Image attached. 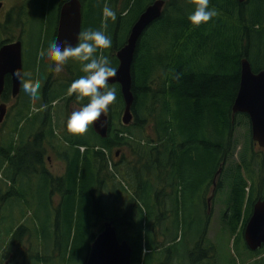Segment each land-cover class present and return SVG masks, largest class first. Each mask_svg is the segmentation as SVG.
<instances>
[{"label": "trees", "instance_id": "obj_1", "mask_svg": "<svg viewBox=\"0 0 264 264\" xmlns=\"http://www.w3.org/2000/svg\"><path fill=\"white\" fill-rule=\"evenodd\" d=\"M80 1L83 19L87 21V28L82 26V30L93 28L105 31L111 38L112 45L108 49L98 50L96 55L103 53L117 69V52L126 45L131 28L139 16L156 0ZM165 1L161 19L146 30L138 45L133 68L137 88H134L137 96L136 105L133 107L134 121L129 126L122 123L125 103L121 89L117 84L111 85L116 89V100L108 108L111 125L106 138H101L94 131L93 124L89 129L96 139L90 142L84 140L82 135H73L68 131L60 137L54 134L57 125L55 116L51 113L53 105L56 101L70 102L77 99L76 94L75 98H66L67 89L74 80L85 75L81 70L83 65L80 61L73 67L66 65L65 68L72 77L69 80L66 77L60 83V79L52 80L54 62L43 59L39 66L38 60L35 62L32 79L41 82L38 98L47 109L42 113H33V100L30 98L25 102L22 99L23 91L20 93L18 108L22 109L14 120L15 130L5 138L3 148L0 149V152L7 154L0 161V175L11 184L9 187L12 190L6 192L8 195L4 198L20 195V185V189L26 192L22 183L26 184L38 177L49 195L47 202L51 203L59 188L56 187L57 183L66 182L68 188L64 191V197L69 201L66 222L71 223L74 219L77 194L80 191L85 209L89 202L92 203L95 194L99 196L95 198L99 222L112 221L117 227V218H106L100 204L105 203L103 197L109 191L106 183L110 179L115 182L117 170L124 169V179L136 183L133 193L135 199L124 198L126 195L122 193L120 198L116 196L113 203L124 202L130 208V204L140 205L139 202H142L146 211L140 207L141 213L135 216L137 218L133 212L132 216L128 215L129 233L125 236L119 235V239L132 245V264H171L170 261L158 263L156 255L171 253L177 247V242L180 240L183 243L189 234L190 238H197L196 243L189 242L190 250H200L199 252L206 255L215 248L204 250L203 247L210 226V216L207 217L204 210V196L195 201L198 202V208L202 209L199 216L202 221L198 223L197 215L188 213L190 202L194 203L195 191H179L182 194L181 200L178 199L175 203L176 200L171 199L166 208L160 192L166 191V188L167 191H172L173 188L183 189L187 174L182 168L187 165L191 172L206 169L204 175H211V178L207 176L201 180L207 193L213 185L214 176L221 169L222 184L219 185L223 191H226L223 187L228 186L229 192L226 191L223 203L228 207V212L230 210L223 218V231H229L234 239V247L238 249L240 262L245 264V254L251 260L260 253L264 254V247L257 253L249 251L243 236L252 214L255 186L264 184V179L261 178L264 158L262 161L261 158L260 161L256 159L259 155L255 153L249 117L245 114L234 116L232 106L240 85L241 60L247 57L255 73L264 70V0H246L243 4L238 0H209V9H214L217 15L198 26L188 19L195 10V5L190 0ZM105 3L115 11L116 19H109L106 28H102L105 23L102 15ZM24 35L23 32L22 36ZM55 36L56 33L54 40ZM78 101L83 106L88 103V98ZM148 116L155 122L153 126L156 138L152 141L147 139L145 144ZM23 123H29L27 131L21 129ZM240 128L247 129L243 145L236 136V131ZM237 146L243 147L241 162L233 159ZM82 147L85 148L84 152L80 151ZM115 148H125L132 154L134 151L140 159L148 151L152 152V156L157 151L159 164L153 160L152 165L155 173L131 166L129 161L125 166L114 163L115 170H110L106 152L113 154ZM49 151L63 154L69 160L63 178L53 176L48 170ZM156 164L160 170H156ZM179 177L181 180L177 181ZM193 178L191 184H194ZM162 179L165 181L164 185L158 183ZM137 184L140 185V192L137 191ZM122 190L126 191L124 188ZM146 190L150 191L148 198L141 194L146 193ZM140 196L146 201L150 200V203L146 205ZM180 203L181 213L176 208ZM2 207L3 203L0 209ZM159 210L161 217L158 215ZM4 222L5 218L1 217V223ZM26 230L24 226L18 227L16 223L6 232L8 239L4 247L0 246V253L3 251L0 260L9 257V264H52V259L48 257L51 252L45 251L51 245L44 244V251L37 244L29 245L31 235L26 234ZM160 236L164 237L163 242H159ZM95 237L93 236L91 245ZM144 246L148 250L147 254H144ZM176 255L179 256L178 251ZM207 259L208 256H204L199 262L204 264ZM236 261L235 258L231 264ZM251 264H264V256Z\"/></svg>", "mask_w": 264, "mask_h": 264}, {"label": "rangeland", "instance_id": "obj_2", "mask_svg": "<svg viewBox=\"0 0 264 264\" xmlns=\"http://www.w3.org/2000/svg\"><path fill=\"white\" fill-rule=\"evenodd\" d=\"M14 0H6L7 3H11ZM35 4V13L33 14L32 21L24 27V33L22 46H23V65H24V71L31 73V79H32V73L35 66V62L38 60V53L41 50V48H47L49 42L53 41V37L55 33L57 32V27L55 24L57 23V0H34ZM83 13V12H82ZM0 21H3V18L0 14ZM87 21L83 19V27L87 28L86 25ZM10 26V24H2L0 28V41L2 39L7 40L8 38L16 41L21 34L20 28H16L15 31H9L7 32L6 27ZM56 37V36H55ZM38 60V66L40 65V62L42 61ZM48 61V60H47ZM49 62V61H48ZM76 62L78 63V60L70 59L67 64L64 65L61 72L56 73L53 72L52 80L60 79V83L65 81L66 77L67 80L71 78L72 76L67 72L65 66L70 65L73 67ZM47 63V62H46ZM48 63L46 64V66ZM55 66V65H54ZM50 68H48L49 72ZM29 77H25V79H28ZM41 85V82H40ZM43 85V83H42ZM111 86V85H110ZM113 86V85H112ZM111 86V87H112ZM42 87V86H41ZM110 87V88H111ZM115 88V87H114ZM42 88H41V95H42ZM40 95V89L38 96ZM22 99L24 101H28L30 97L22 92ZM66 99V98H65ZM13 101V100H12ZM82 102L77 101V105H80L82 107ZM75 103L73 105L74 108H68L66 103L63 104L59 101H56L53 105V109L51 110V113L55 116V123L57 127L55 128L54 134L57 137H60L61 134H64L67 131L66 127V121L70 117V113L79 109L75 108L77 106ZM32 112L33 113H42L43 111H46V106L41 100L36 99L33 100L32 103ZM22 108H19V110ZM35 109V110H34ZM72 110V111H71ZM162 111V110H161ZM109 117L108 110L106 113H104ZM147 122L149 124L145 127L146 130V137L143 138V136H139V134H136L137 137H142L144 139V143L146 144L147 139L148 140H154L156 138L155 136V129H154V120L153 118H150L148 116ZM110 125H111V118L109 117ZM29 123H23L21 125V129L23 131H27L29 127H27ZM251 130V126H250ZM110 131V128H109ZM247 129L246 128H240L236 131V136L239 137V143L244 144L245 142V134ZM54 135V136H55ZM9 136V135H8ZM86 141H92V139H96L94 134L92 133L91 129L88 128V131L81 136ZM150 145H155L154 143H150ZM238 147V146H237ZM236 147L235 154L233 159L236 162H241V152L243 151V147L239 146ZM255 153L259 155L261 154V149L256 145ZM85 148H80L81 152H84ZM133 151V150H132ZM63 153V151H62ZM66 153V152H64ZM155 156H152V152L148 151V154L146 156H142L141 159L138 156V154H133L128 151L125 148H115L113 150V154L107 153L106 156L110 162L109 169L115 170V165L117 164L120 166H125L127 161L130 162L131 166L135 165L138 167H142L144 170H149L150 172H154V168L152 167L154 161H157L159 158H156L157 151L154 153ZM160 154V152H159ZM62 156V158L60 157ZM152 156V157H151ZM264 157V152L262 154ZM47 168L51 172V174L55 177H61L63 178L66 174L67 170V163L69 160L65 159L63 157V154L60 155L58 152L49 151L47 153ZM260 161V157L256 158ZM186 160V159H185ZM116 163V164H114ZM159 164V162L157 161ZM166 164V161L163 162V165ZM170 165V164H169ZM167 165V168L170 169V166ZM178 165V164H177ZM156 170H160L158 165H155ZM176 166V165H175ZM82 169V168H81ZM182 171L186 173L185 179L186 182L182 186H184L183 189L175 190L174 188L172 191H161L160 196L164 198L163 204L165 205V208L169 206L170 200L174 199L176 200L175 203H177L178 199L181 200L182 194L179 193L181 190H187L189 192L195 191V194L193 196V202H190L191 205L189 207L188 213L190 215H197L196 216V222L201 223V216L200 211L202 209L198 208V199H201L202 196H204V210L206 212L207 217H209L210 222L208 223L209 226V235L207 238L204 239L203 247L204 250H208L211 248H215L212 250L213 252L207 253L204 255L203 252H197L190 250L189 242H195L197 238H190V234L184 239V242H180V240L177 242V247L171 252L162 253L159 255H156V261L158 263L169 261L171 264H201L199 260L204 257L208 256V259L205 261L204 264H231V261H233L235 258L237 259L235 264H242L240 262V255L238 252V249L234 247V239L231 237L229 231L225 229L223 231V228L225 226L222 225L223 218L225 215L230 213V210L228 212V207L225 206L223 203L224 200V193L227 191L229 192L228 186H224L223 188L226 191H220L214 198L211 197L209 194L212 190H207V193L204 191V183L201 182L203 178L207 177L206 169L204 171H194L191 172V169H189V166H184L182 168ZM209 171V170H208ZM124 169L117 170V178L115 179V182H111V179L106 183V188L108 193L104 195V202H101V210L102 213L106 215V218H112L116 217L119 225L117 226V232L119 235H126L129 233L128 229V215L132 212L134 214V217L137 214L141 213L140 207L145 210L144 204L142 202H139L140 205L137 203L130 204V208L128 205H126L124 202L121 203H113L114 199H116V196L120 198L119 195L122 196V193L126 196L124 198H134L135 195L133 194L135 192L136 183L134 182H128L124 179L123 173ZM155 173V172H154ZM192 174V175H191ZM194 177V184H191V178ZM208 177L211 178V175ZM216 179V176H214ZM163 178V177H162ZM214 179V183H215ZM160 180V178H159ZM180 177L177 181H180ZM200 180V183H199ZM166 182H169L168 180ZM111 185L109 186V184ZM164 185L165 181L163 179L161 182H158ZM121 184H123L125 187H123ZM11 186L10 183L7 182V180L0 175V207L3 203V207L0 209V246L4 247L5 241L8 239L6 232L12 228L16 223H18V227L24 226L26 230V234H30L31 238L29 237L28 243L29 245L37 244L39 245V248L41 247V250L44 251V244H50L51 247L48 246L46 252H51L48 255L49 258L52 259V264H86V261L88 259V256L90 254V247H91V241L93 239V236L99 235L104 227L103 222H99V218L97 217L99 214V211L96 210V194L94 195V198L92 199V203H88L87 208H84L83 200H81V193L79 191V194H77L76 199V205H75V213H74V219L71 223L66 222L67 218V212L69 210V201L64 197V191L68 188V184L66 182H58L56 187L57 193L54 194L52 197L51 203L47 202V198L49 197L48 193L45 192V189L43 185L41 184L40 178L36 177L33 179V181L28 183H22V187L24 188V191H22L21 185L19 188L20 195H14L11 198H4L8 194L6 192H10ZM174 185V182H173ZM193 185V187H192ZM175 186V185H174ZM173 186V187H174ZM181 186V185H180ZM264 186V184H263ZM148 185L146 186V188ZM122 188L126 189V191L122 190ZM15 189H17V185L15 186ZM195 189V190H194ZM81 190V189H80ZM137 191L140 192V185L137 184ZM150 191L146 190V193L141 194L145 196V198H148V194ZM178 194H180L178 196ZM192 194V193H191ZM101 194V198H102ZM99 197V196H97ZM142 197V196H140ZM168 197V198H167ZM177 197V199H175ZM209 197L211 198V206L212 209H209V212L207 214V206L209 205ZM143 202L147 205L150 203L149 201L144 200L142 197ZM2 201V202H1ZM100 203V202H99ZM193 203V206H192ZM210 206V207H211ZM116 208V209H114ZM178 210L181 213V203L179 204ZM135 210V212L133 211ZM158 215H162L161 210L158 211ZM169 215V214H168ZM226 215V216H227ZM1 217L5 218V222L1 223ZM161 217V216H160ZM115 218V219H116ZM137 218V217H135ZM134 218V219H135ZM201 220V221H200ZM205 220V219H204ZM99 222V223H98ZM211 223V224H210ZM96 226V228H95ZM144 226H146V223H144ZM95 228V229H94ZM182 236V231L180 232ZM27 240V238H26ZM164 237L160 236L159 242H163ZM180 242V243H179ZM245 242V241H244ZM33 243V244H32ZM246 244V243H245ZM247 246V245H246ZM248 248V247H247ZM144 246V250H145ZM143 250V251H144ZM177 251L179 256H177ZM250 251V250H249ZM192 252L194 254H192ZM199 252V254H198ZM259 252V251H257ZM256 252V253H257ZM148 250L144 252V254H147ZM254 253V252H253ZM154 252L151 254L153 255ZM3 251L0 253V256L2 257ZM264 254L261 255V253L258 255V257H255V259L251 260L247 254H245L244 262L245 264H251L253 263L257 258L263 257ZM0 257V258H1ZM10 258H3L0 260V264H9Z\"/></svg>", "mask_w": 264, "mask_h": 264}, {"label": "water", "instance_id": "obj_3", "mask_svg": "<svg viewBox=\"0 0 264 264\" xmlns=\"http://www.w3.org/2000/svg\"><path fill=\"white\" fill-rule=\"evenodd\" d=\"M238 2L243 4L246 0H238ZM165 5V0H156L145 9L132 26L126 45L116 55L119 61L117 76L110 78L108 84L120 86L125 103L122 115V123L125 126L133 122L132 110L135 103L133 68L138 45L146 30L161 19ZM1 8L2 4H0ZM82 25L83 13L80 0H69L61 9L55 40L60 42L67 40L73 45L77 44ZM22 45L21 41H17L0 48V94L4 91L7 76H10L13 82V97L16 98L20 94L21 83L13 74L17 69L24 72ZM232 111L234 116L245 114L249 117L252 139L264 149V70L255 73L247 57L241 60L240 85ZM6 113L7 105H0V122L4 121ZM109 128V117L104 113L93 124L94 131L101 138L107 137ZM210 202L211 198H209ZM244 240L251 252L264 247V201L262 200L255 203L244 231ZM132 257L133 247L128 241L119 239L114 222L106 221L102 232L91 245L86 264H132Z\"/></svg>", "mask_w": 264, "mask_h": 264}, {"label": "clouds", "instance_id": "obj_4", "mask_svg": "<svg viewBox=\"0 0 264 264\" xmlns=\"http://www.w3.org/2000/svg\"><path fill=\"white\" fill-rule=\"evenodd\" d=\"M195 5V10L188 19L194 25L207 23L217 13L209 9V0H190ZM106 28V22L116 19V13L105 3L102 9ZM78 43L73 45L70 41L60 42L53 40L48 47L41 48L38 53V60L47 59L54 62V71L59 73L64 65L75 59L82 62V75L74 80L67 89V95L76 94L77 100L88 98V103L72 112L66 122L67 131L73 135H83L88 131L90 125L98 121L103 113H106L109 105L116 100V89L109 87L110 78L117 76V69L111 65L109 58L103 53L97 56L98 50L108 49L112 45L111 38L105 31L88 28L78 34ZM21 83V90L32 100L38 99L40 89L39 80L31 79V73L22 72L17 69L13 74ZM25 77H29L25 79ZM35 110V109H34ZM147 249L144 250L146 252Z\"/></svg>", "mask_w": 264, "mask_h": 264}, {"label": "flooded vegetation", "instance_id": "obj_5", "mask_svg": "<svg viewBox=\"0 0 264 264\" xmlns=\"http://www.w3.org/2000/svg\"><path fill=\"white\" fill-rule=\"evenodd\" d=\"M68 1L69 0H57L56 7H57V11H58V16H57V23L55 24V26H59L61 9H62L63 5L65 3H67ZM0 4H2V8L0 9V14L3 18V21H0V28H1V25L4 23V24H10V26L8 25L5 29V30H7L8 33H9V31H15L16 28H20V31H21V34L19 35V37L16 41H13V40L9 41V40H11L9 38L7 40L2 39L0 41V48H1L5 44L14 43L17 41H23L22 34L24 31V27L32 21L33 14L35 13V4H34V0H14L11 3H7L6 0H0ZM57 31H58V27H57ZM53 39H54V37H53ZM7 41H9V42H7ZM134 77H135V75H134V70H133V80H134V82H133V94H134V88H136V82H135ZM21 92H22V90L20 91V93ZM70 97L75 98V94H73L72 96H66V98H70ZM134 97H135V103H134V106H135L137 96L134 94ZM77 101H78L77 99H73L70 102H66V101H59V102H61L62 104L65 102L68 108L69 107L74 108L73 105H74V103L77 105ZM2 104L7 105V113H6V117H5L4 121L0 122V149L3 148L2 145H3L5 138L8 135L12 134L13 131L15 130V125L13 126V124H14V120H16V115L18 114V111H19L18 106L20 104V97L19 96L16 98L13 97V82H12V79L10 76L6 77L4 91L2 94H0V105H2ZM79 107H81V106L80 105L75 106V108H79ZM71 114H72V112L70 113V115ZM133 121H134V113H133ZM253 145H254L255 150H256V147H255L256 145L261 149L260 150L261 154L259 153V157L261 158V161H262L264 158L262 156L264 149L255 141H253ZM6 155H7L6 153L0 152V161H1V159H5ZM221 173L219 176L216 175L215 180H217V185L214 186V182H213L212 187H210V190H211V188H212V190H211L209 195L213 198L220 191H222L221 185H219V184H222V183H220ZM261 178L264 179V171H261ZM223 196H224V200H225L226 199V192L224 193ZM258 200H264V186H263V184H258L255 186L254 204ZM252 209H253V206H252ZM208 212H209V205L207 206V213Z\"/></svg>", "mask_w": 264, "mask_h": 264}, {"label": "bare ground", "instance_id": "obj_6", "mask_svg": "<svg viewBox=\"0 0 264 264\" xmlns=\"http://www.w3.org/2000/svg\"><path fill=\"white\" fill-rule=\"evenodd\" d=\"M219 175H220V173H219ZM219 175H218V176H219Z\"/></svg>", "mask_w": 264, "mask_h": 264}]
</instances>
